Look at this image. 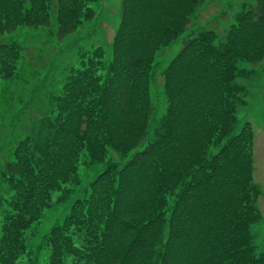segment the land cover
<instances>
[{"label":"trees","instance_id":"trees-1","mask_svg":"<svg viewBox=\"0 0 264 264\" xmlns=\"http://www.w3.org/2000/svg\"><path fill=\"white\" fill-rule=\"evenodd\" d=\"M100 1L0 0V36L55 26L61 40L95 19ZM204 3L120 0L107 67L102 49L80 53L46 116L0 164L9 193L0 195V264H264L250 232L261 219L255 136L248 121L235 132L239 80L264 57V0L246 3L219 41L192 21ZM180 36L149 134L155 57ZM21 57L20 44L0 41V83L17 79ZM95 164L104 169L86 183ZM53 194L73 202L32 257L27 231Z\"/></svg>","mask_w":264,"mask_h":264},{"label":"rangeland","instance_id":"rangeland-1","mask_svg":"<svg viewBox=\"0 0 264 264\" xmlns=\"http://www.w3.org/2000/svg\"><path fill=\"white\" fill-rule=\"evenodd\" d=\"M254 2L255 0H205L204 10L196 14L192 21L196 28L214 30L219 41L225 36L228 25L233 23L235 16L244 11L245 4ZM95 9L97 16L92 22L61 40L55 41L52 35L55 26L20 27L12 33L0 36V41L18 43L22 49V57L17 63V79L14 82L0 83V164L8 158L10 150L32 133L37 123L46 116L51 108V100L59 92L68 69L71 65L79 63L80 53L92 51L94 48L102 49L104 67H107L110 60V44L119 24L120 0H101L95 4ZM182 45L180 36L173 43L161 48L155 57L156 76L150 86L153 112L149 134L166 108L162 87L163 71L178 54ZM252 68L250 78L239 80V84L245 89V103L236 113L235 132L248 121L255 136L252 146V174L253 183L260 190L256 206L261 219L251 226L250 232L255 252L259 254L264 250V57ZM145 146L146 144H143L129 152L123 161H117L122 163L129 160L135 152L142 151ZM218 149L212 148L210 154L216 153ZM103 169V164H95L83 180L86 183L92 181ZM83 172L80 170V173ZM0 195L9 197L5 187H0ZM57 195L52 196V203L55 204L44 210L40 220L27 231V245L33 253L32 257L37 254V246L43 243V236L47 235L52 227L59 226L69 213L73 199L66 197L56 201L59 196ZM38 260L47 263L48 254L39 255ZM24 263L23 260L22 264Z\"/></svg>","mask_w":264,"mask_h":264}]
</instances>
